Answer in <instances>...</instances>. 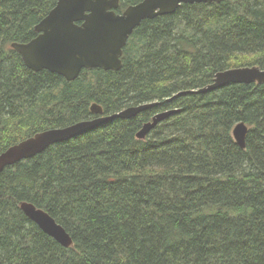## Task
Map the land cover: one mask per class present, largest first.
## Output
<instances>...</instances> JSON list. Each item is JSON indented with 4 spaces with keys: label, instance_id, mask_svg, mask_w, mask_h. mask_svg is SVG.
I'll return each mask as SVG.
<instances>
[{
    "label": "trees",
    "instance_id": "1",
    "mask_svg": "<svg viewBox=\"0 0 264 264\" xmlns=\"http://www.w3.org/2000/svg\"><path fill=\"white\" fill-rule=\"evenodd\" d=\"M143 0H120L117 13ZM58 0H0V154L37 133L132 106L50 147L0 178V264H264V85H211L229 69H264V0L182 5L146 20L118 72L84 70L74 82L33 72L11 48L29 43ZM179 112L145 140L160 112ZM248 126L246 148L233 130ZM46 211L72 237L63 248L20 209Z\"/></svg>",
    "mask_w": 264,
    "mask_h": 264
},
{
    "label": "water",
    "instance_id": "2",
    "mask_svg": "<svg viewBox=\"0 0 264 264\" xmlns=\"http://www.w3.org/2000/svg\"><path fill=\"white\" fill-rule=\"evenodd\" d=\"M225 1L143 0L119 14L120 0H58L53 10L35 27L38 36L26 44L14 43L11 48L21 56L29 70L48 71L63 77L67 82H74L84 70L120 71L124 48L143 21L173 15L182 5L221 4ZM256 84L264 85V69L258 66L240 67L219 72L211 85L178 96L205 95L231 85ZM159 105V102L142 104L103 116V109L94 104L91 112L97 118L37 133L2 152L0 178L7 168L33 159L50 147L93 133L115 119L131 120ZM178 112L174 109L157 113L143 125L137 133V139L145 140L156 127ZM248 131L245 123L237 124L233 130L234 140L242 149L246 148ZM20 209L60 246L66 249L73 246L70 234L46 211L28 202H22Z\"/></svg>",
    "mask_w": 264,
    "mask_h": 264
}]
</instances>
